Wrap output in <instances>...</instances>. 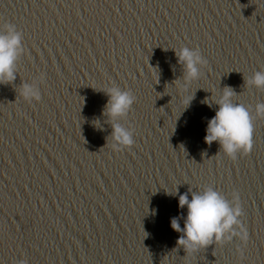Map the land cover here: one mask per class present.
Instances as JSON below:
<instances>
[{
    "label": "water",
    "instance_id": "95a60500",
    "mask_svg": "<svg viewBox=\"0 0 264 264\" xmlns=\"http://www.w3.org/2000/svg\"><path fill=\"white\" fill-rule=\"evenodd\" d=\"M6 23L24 51L0 84V264H264V90L245 83L264 71V0H0ZM182 47L207 61L187 88ZM113 86L136 98L120 152ZM225 87L253 117V148L235 160L204 142ZM207 187L239 195L247 240L189 254L170 226L187 210L168 194Z\"/></svg>",
    "mask_w": 264,
    "mask_h": 264
},
{
    "label": "clouds",
    "instance_id": "9594fccd",
    "mask_svg": "<svg viewBox=\"0 0 264 264\" xmlns=\"http://www.w3.org/2000/svg\"><path fill=\"white\" fill-rule=\"evenodd\" d=\"M23 37L14 24L6 23L0 27V84H11L17 76V61L23 54ZM177 62L183 66L184 76L182 87L187 88L197 81L201 75V68L207 64L199 49L182 47L174 50ZM44 77L40 82L43 83ZM249 88L264 90V71L256 72L245 81ZM20 96L28 103L40 102L41 92L37 83H24L20 87ZM108 102L105 106V115L112 126L111 147L120 152L130 150L134 146V133L124 127L120 121L127 117L135 96L129 91H122L113 86L105 92ZM236 93L230 87H225L222 94L215 101L217 110L215 116L208 121L204 142L211 146L219 145L220 152L229 159L235 160L237 154L247 155L253 148V117L249 110L242 104L233 102ZM192 97H186L184 103L188 106ZM204 103L212 106L210 100ZM256 116L264 118V103L256 105ZM178 195V206L186 216L173 218L170 226L173 231L180 234L177 247L186 253H194L211 245L230 241L237 237L241 241L247 240L246 231L240 227L238 218L242 215L239 205V195L233 193V199L229 201L212 187L202 190L188 189L182 195ZM189 197H191L189 199ZM155 215V210L153 211ZM183 220L181 228L180 220ZM240 227V231H235Z\"/></svg>",
    "mask_w": 264,
    "mask_h": 264
}]
</instances>
